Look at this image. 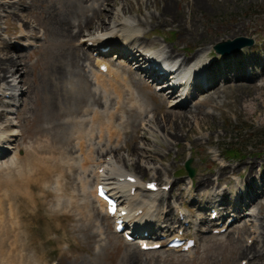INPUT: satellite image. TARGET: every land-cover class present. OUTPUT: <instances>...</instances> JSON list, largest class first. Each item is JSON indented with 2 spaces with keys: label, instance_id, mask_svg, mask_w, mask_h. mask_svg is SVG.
Wrapping results in <instances>:
<instances>
[{
  "label": "bare ground",
  "instance_id": "obj_1",
  "mask_svg": "<svg viewBox=\"0 0 264 264\" xmlns=\"http://www.w3.org/2000/svg\"><path fill=\"white\" fill-rule=\"evenodd\" d=\"M12 1L1 0L0 9L5 12L12 10L9 17L18 18L15 11L25 5V0ZM115 1L50 0L48 3V20L50 22L49 26L43 30L44 34L54 35L61 39L64 45L47 60L44 81L40 84L37 83L34 89L41 97V103L37 106L38 115L34 118L32 129L28 133V137L35 141V145L26 150L18 148V152H22L23 155L17 153L10 163L16 169V173L12 177L0 181V264H48L50 257H47L43 252L44 242H42V239L47 235L43 233V237L37 239L24 219L35 217L40 212L42 199L49 196L46 192L48 185H54L52 192L58 200L60 199L61 181L65 168L69 173L74 169L77 173L76 180L80 184L82 207L87 209L94 205L104 216H106V206L95 195L99 180L101 178L105 181L110 180L115 183L113 185L117 186V190L126 189L124 192L127 195L124 196L121 205L126 210H130V216L134 222L144 224L148 236L142 238L143 241L148 237H154V228L151 225L158 227L159 223L164 225L178 223L172 219V204L169 200H165L163 192L158 191L150 194L144 190L146 184L141 188V183L138 180L134 185L119 181V178L124 176V171L117 166L118 161H122L121 158L117 160L120 151L119 145L122 136H127V131H130L131 126L124 114H131L134 120L140 119L139 124L145 122L149 114L146 113L147 107L140 103L135 96L134 87L136 85L149 91L152 89V85L147 86L145 81L158 82L157 76H161V79L167 84L162 85V87L165 86L163 93L153 97L160 105L153 111L155 117L162 114L160 119H154L153 123L156 128L165 129L166 135L169 136L166 137L168 143H172V141L174 143L180 136L188 135L192 125L202 129L207 123L208 117L207 114L199 111V106L201 103L206 104L207 102H213L216 105L220 95L225 98L224 93L228 90L234 91V94L231 95L227 106L238 108L239 116L246 113V106L255 104L258 99L264 102V85L256 87L254 76H245L249 64L238 62L231 69L229 59L237 56L226 57L227 63L225 64L224 61L222 72L217 64L205 63L208 59L199 65L201 55L198 52L200 50L192 56H186V43L201 41L200 48L209 46L211 49L214 42L218 41L209 42L211 32L207 27L200 33L198 31L197 26L200 21L196 19L195 14L202 13L207 8L201 0H185L188 12L180 10L182 12L179 14L172 11L174 0H145L144 9L151 7L157 13V15L149 17L150 23L154 24L155 22L163 27H170L180 34L177 42L172 44L170 51L162 48L161 44L158 47L145 45L140 41L141 38L136 33L134 34L136 27L124 19L125 15L131 13L132 10L129 0H123L127 4L116 13L117 17L114 15L116 18L112 17L111 9L117 5ZM103 7L104 9H102ZM137 13L143 15L140 6L137 8ZM26 24L28 22L25 21V24L20 28L22 35L14 39L25 40L31 44L28 36L23 34L27 28ZM138 24L140 23L138 22ZM237 25L242 24L239 22L228 24L231 29H235ZM34 35L35 33L31 36ZM236 36L237 34L234 33L230 38ZM79 40V46H75ZM89 44L91 47L88 46ZM152 47H154L153 53H149L148 51H151ZM102 48H109L107 54L115 53L117 59L122 60L128 57L129 59L126 61L128 63L125 64V67H113L111 63L106 65L100 59L102 55H105L100 53ZM14 50V46L11 47L9 43L0 41V93L2 96L8 93L11 97L10 101H14L17 97L26 98L30 94V87L26 80L27 74L24 72L27 69L25 56L14 54ZM39 50V47L35 48L30 55L37 54ZM96 52H99L98 58L94 61V68H91L92 55ZM181 52L183 58L179 60L177 55ZM159 55L169 63L178 61L179 67L188 68L193 65L191 75L184 76L185 79L178 81V85L175 84V87L170 88L169 83L175 78V72L163 75L159 74L156 69L143 70L141 67L137 69L131 67L132 63L146 65L150 59L158 64ZM255 63L261 75H264V64L258 63V61ZM103 65H105L106 72L102 73L99 69ZM171 69L166 70L170 71ZM222 73L225 78L221 77ZM10 79L17 80L24 87L27 86V90L23 92L16 90L17 87L11 85L13 82L8 81ZM262 81H264V76ZM180 88L184 90L180 106L186 107L184 106L185 102L194 99L200 100L198 105L193 110L186 108L182 113H173V115L165 113L162 110L166 101L164 94L170 99L177 95ZM192 91L196 95L194 99L191 98ZM0 106L7 108L10 105L5 101H0ZM253 113L264 117V109L262 111L256 109ZM9 115H11L10 109L0 111V144L5 146L1 149L0 154L12 150L16 140V127L13 121L7 120ZM117 120H119V124L116 126ZM146 122L150 123L151 120ZM140 137L149 142L146 136L141 135ZM16 142L18 145L22 143L21 140ZM125 151L129 158L138 159L141 158V155L147 156V154H149V158L152 157L151 151L144 143H135ZM111 154L114 156L111 157ZM70 161L77 162V164L74 162L76 168L69 164ZM254 168L255 162H244L238 169L228 170L225 167H220L216 172L199 176L196 181H192L195 183L196 194L202 193L206 197L205 204L209 206L213 203L217 207H212L209 211V224L211 223L212 210L218 212V222L229 213L228 208L221 207L227 201L232 211L237 213L236 216L234 215L236 218L231 227L234 223H239L243 206L244 208L255 206L260 208L259 196L255 191L256 185L251 182H246V190L237 185V189H240L242 194L236 193L235 198L230 201L226 198L227 190L218 192L214 188L215 183L218 185L221 181H229L228 177L232 174L241 177L243 170L247 173V177H250L254 173ZM143 169L145 167L138 162L132 165V171H137L136 175H140L144 171ZM99 170H102L101 174ZM260 186L264 188L263 183ZM131 188H135V194L130 196ZM37 191L39 196L35 195ZM111 191L115 190L111 188ZM249 193L252 195L249 196ZM244 194H246L248 202L244 204L246 200L244 198V201L239 203ZM261 194H264V190ZM216 198H220L219 202ZM138 211H141V214L135 216ZM177 215L179 216L178 213ZM250 216L253 221L248 220V222H251L250 230H254L253 242L251 246L246 245L241 250V255L248 257L250 264H264V221L258 219L257 214L252 213ZM228 220L226 219L225 222ZM182 224L180 225L184 226ZM242 230L243 233L247 232L246 226ZM137 255L138 252L134 249L131 255L126 257V264H134Z\"/></svg>",
  "mask_w": 264,
  "mask_h": 264
},
{
  "label": "rangeland",
  "instance_id": "obj_2",
  "mask_svg": "<svg viewBox=\"0 0 264 264\" xmlns=\"http://www.w3.org/2000/svg\"><path fill=\"white\" fill-rule=\"evenodd\" d=\"M49 1L25 0V5L15 11L19 16L18 18L9 17L12 10L5 12L0 9V41L9 43L11 47L14 46V54L21 57L25 56L27 69L24 72L27 74L26 80L30 87L28 97L15 98L16 106L12 112L14 114L7 117V120L14 122L17 135L13 149L6 156L0 158V181L10 178L16 173V169L10 163L14 156L19 153L18 148L26 150L28 147L35 145V141L28 137L35 120L34 118L38 115L37 106L41 103V97L38 96L34 89L37 83L40 84V82L44 81V70L48 64L47 60L58 48H62L64 45V42L54 35L44 34L43 30L49 26L50 22L48 20ZM201 1L206 4L207 8L202 13L197 12L195 14L196 19L200 21L197 26L198 31L200 33L207 27L209 32H211L209 42L218 41L214 42L211 49L209 46L200 48L201 41L186 43V56H192L196 51L200 50L198 52L201 55V59H199L200 65L208 59L205 63L213 62V64H217L222 72L226 58L214 54L213 47H215V44L237 38H249L254 42L253 45L242 49L237 55H230L237 57H231L229 65L233 69L238 62H246L249 67L245 72V76L253 75L256 79V87L264 85V81H262L264 75H261L255 63L258 61V63L264 64V0ZM129 2L132 10L131 13L125 15L124 19L136 27L134 34L136 33L141 38L140 41L145 45L158 47L161 44L162 48L170 51L172 44L177 42L180 34H177L170 27H163V25L155 22L154 24L150 23L149 17L155 16L157 13L151 7L144 9L145 0H129ZM115 3L117 5L111 9L112 17H115L116 13L127 4L123 0H116ZM138 6L141 7L143 15L137 13ZM180 10L188 12L185 0H174L172 11L179 14L182 12ZM25 21L28 24H26L27 28L23 34L28 36L31 44H28L25 40L14 39L22 35V29L20 28L25 24ZM238 22L242 25H237L235 29H231L228 26L229 23L236 24ZM182 28L185 29L183 26ZM34 33L35 35L31 36ZM93 33L96 34L95 31ZM234 33L237 36L231 39L230 37ZM144 36L147 37L143 38ZM79 44L80 40L75 43V46H79ZM38 47L40 48L39 52L35 55H30ZM150 49L153 50L154 47ZM94 54L96 55L97 52ZM94 54L92 55L93 62L90 64L91 68L97 58ZM182 55V52L177 55L179 60L183 58ZM116 58L115 53H111L104 55L100 59L107 63L109 61L113 67H125V64L128 63L126 61L129 59L128 57L122 60ZM138 66L141 67L142 64L132 63L131 65L133 69H137ZM221 77L225 78L223 73ZM8 81L13 82L11 85L16 86V90H21V92L28 88L19 84L17 80L12 81L10 79ZM159 81L157 83L145 81L147 86L152 85V89L149 91L140 85L134 87L135 96L140 103L147 107L146 113L148 112L149 114L145 122L140 124V119L134 120L131 114H124L125 119L131 123V126L130 131H127V136H122V141L119 145L120 151L117 155V160L121 158L122 161H118L117 166L121 167L122 171L127 174L133 173L136 175L137 171H132V165L138 162L145 167L140 175H136L140 181H155L159 188L169 183L170 189L165 191L164 198L172 204V219L177 223V213L180 212L183 215V218L179 220L180 223L185 222L184 231H181L184 232L185 236H191L196 239V248L190 250L189 253H177L164 248L168 239H162L164 238L162 234H179V222L172 224L173 226L162 223H159L158 227L151 225L158 235L151 238V241L162 244L160 249L156 251L142 252L135 244L126 243L114 234L111 221L101 214L99 209H96L94 205L87 209L82 207L80 184L76 180L77 173L74 169L70 174L65 168L64 177L61 181L62 191L61 195H59L60 199L58 200L52 192L54 185H48L46 192L49 196L42 199L40 212L35 217L31 216L24 219L37 239L42 238L43 233L47 235L42 239V242H44L43 252L47 257H50L48 264H126V257L131 255L134 249L138 252L134 264H250L249 258L241 255V250L246 245L251 246L253 242L254 230H250V221L253 220L250 215L252 213L257 214V218L264 221V194H261L264 188L260 186L262 183L264 184V117L262 118L260 114L253 113L256 109L262 111L264 102L258 99L255 104L246 106V113L239 116L238 113L240 111L238 108L227 106L228 101L231 100V95L234 94V91L228 90L224 93L225 98L220 95L216 105L213 102L201 103L199 111L205 115L207 114L208 117L207 123L202 129L192 125L191 131L187 133L188 135L180 136L174 143L173 141L168 143L166 137L168 138L169 136L166 135L165 129L156 128L153 123L154 119H160V116H162V114H159L155 117L153 111L159 108L160 105L153 97L163 93L165 86L162 87V85H167L160 78ZM183 93L184 90L179 89L176 93L177 95L170 99L164 94L166 101L162 106V110L171 115L173 113H182L186 108L193 110L200 100L194 99L196 95L191 96L194 100L185 102L184 106L186 107H182L180 105L182 104L181 96ZM0 101H2L1 98ZM8 102L12 103V101ZM5 109L10 108H2L0 106V111ZM99 110L101 111L102 109ZM150 120V123L146 122ZM118 124L119 120H117L115 125L117 126ZM141 135L146 136L149 142L141 138ZM17 140H21V145L17 144ZM135 143L147 144L152 157L149 158V154L147 156L141 155V158L138 159L127 157L125 149H129ZM232 147L239 152V158L227 162L222 157L226 154L225 151L230 150ZM19 155H23V153L20 152ZM112 156L114 155L111 154ZM188 159H192L190 166L195 171L192 179L186 177L183 168L184 163ZM74 162L69 164L74 165V168H76L75 164L77 162L75 164ZM244 162H255L253 175L247 177V173L243 170L241 177L232 174L228 177L229 181H221L218 185L215 183L214 188L218 192L227 190L226 198L230 201L235 198L236 193L238 195L242 194L240 189H237V185L246 190V182H251L256 185L255 191H257L259 196L258 203L260 208L257 206L244 208L243 206V213L240 214L239 223H234L222 235H214L212 230L216 223L211 222L209 224L208 220L211 208L217 207L213 203L209 206L205 204L206 197L202 193L196 194L195 183H192V181H196L199 176L214 173L220 167H225L228 170L238 169ZM108 182L111 184L110 180ZM110 186L114 187V185ZM37 194L39 196L38 191L35 192V195ZM126 194L122 193L121 196ZM251 195L252 193H249V196ZM246 197V194L242 195L239 203H242ZM216 200L218 201L220 198H216ZM245 202H248V200L246 199L244 204ZM228 204L227 201V203L221 205V207L223 206L229 210L223 220L234 219L237 215ZM248 220L250 221L248 222ZM59 224H61L60 227H57ZM245 226L247 232L243 233L242 229ZM157 238L159 241L156 240ZM59 260H61L60 263H58Z\"/></svg>",
  "mask_w": 264,
  "mask_h": 264
},
{
  "label": "water",
  "instance_id": "obj_3",
  "mask_svg": "<svg viewBox=\"0 0 264 264\" xmlns=\"http://www.w3.org/2000/svg\"><path fill=\"white\" fill-rule=\"evenodd\" d=\"M253 41L251 39H244V38H237L233 41L226 40L225 42H219L215 45L213 48V51L216 54H221L222 56L226 57L230 54L237 55L238 52H240L243 48H248L253 45ZM192 163V160H187L184 164V170L187 173V175L190 178H193L194 176V170L190 168V164Z\"/></svg>",
  "mask_w": 264,
  "mask_h": 264
},
{
  "label": "trees",
  "instance_id": "obj_4",
  "mask_svg": "<svg viewBox=\"0 0 264 264\" xmlns=\"http://www.w3.org/2000/svg\"><path fill=\"white\" fill-rule=\"evenodd\" d=\"M225 157L228 159V160H236V159H238L239 158V152L236 150V149H234L233 147L232 148H230V150H228V151H225Z\"/></svg>",
  "mask_w": 264,
  "mask_h": 264
}]
</instances>
